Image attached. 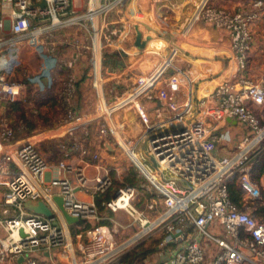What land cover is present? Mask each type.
<instances>
[{
    "label": "built area",
    "instance_id": "2783aa9c",
    "mask_svg": "<svg viewBox=\"0 0 264 264\" xmlns=\"http://www.w3.org/2000/svg\"><path fill=\"white\" fill-rule=\"evenodd\" d=\"M132 1L84 0L79 13L74 0H0V108L28 103V86L53 95L47 91L59 64L58 44L77 47L81 55L92 49L97 92L92 104L74 107L71 75L59 94L64 118L22 141L9 116L0 115V264H122L131 246L156 233L159 264H264V218L251 210L263 201L264 171L255 180V164L264 155V68L257 77L249 74L253 25L264 20V0L236 6L189 0L193 11L181 21L157 15L156 7L168 0ZM117 9H125L118 22L109 18ZM71 25L85 27L90 43L67 35ZM197 25L222 33L234 61L206 94L195 84L207 75H194L180 55L188 40L197 42ZM137 27L146 41L142 48L135 41ZM117 40L125 43L116 47ZM235 121L244 128L237 142ZM92 125L128 155L151 194L145 209H138L139 188L126 183L104 202L139 225L123 242L100 223L96 198L113 188L115 178L89 148ZM44 131L51 134L41 137ZM65 136L71 139L60 142L64 157L50 163L40 143ZM223 142L235 145L217 154ZM89 165L96 169L91 178ZM233 180L243 191L241 206L231 199ZM28 200L44 201L52 216L29 211ZM64 211L79 222L69 223Z\"/></svg>",
    "mask_w": 264,
    "mask_h": 264
},
{
    "label": "crops",
    "instance_id": "0c3cea01",
    "mask_svg": "<svg viewBox=\"0 0 264 264\" xmlns=\"http://www.w3.org/2000/svg\"><path fill=\"white\" fill-rule=\"evenodd\" d=\"M251 1L252 0H230V1H223L222 2V1L217 0V3L223 4V5H229V6H236L237 4H247V3H250ZM169 2H173L174 4L172 6V9L167 12L166 8L169 5ZM188 2H189V0H170V1L168 0L167 3L160 4L156 7V13L158 16H161L164 13H169L168 14V20H170V21H174V20L181 21L184 16H189L193 11V9H191V5H189ZM133 7H135V3H134V5L133 4L131 5V8H130V11H132L131 14L134 12V10H132ZM183 8H185V14L182 15L181 9H183ZM262 32H264V20L258 21L257 23H255L253 25V42H252V47L250 50V62H251L252 70H251V72H249V74H251L253 77H257L259 74H261L262 69L264 68V52H259V49H261V45H260V43H257V39H256L257 35L261 34ZM65 33H66V31H65ZM67 35H69V34H67ZM69 36L72 37V35H69ZM129 37H131V35H129ZM155 37L156 36H154L153 39L151 40V44L154 40H156ZM193 37L195 38L197 43L196 44H191V43L185 44V45H187V47L185 49H183V51L181 52L183 55V57L181 56L182 63H183L182 65H185L187 67L190 64L191 65L190 67L192 68L194 75L196 73H202L203 75H207V79L204 80L203 83L199 84L198 85L199 87L197 86V83L195 84L196 89H198L199 93L206 94L222 81L223 77L227 73V67L230 66V63L234 64V61H233V59H230L228 57V55H229L228 50L225 48L226 45H224L222 42V41H224V38H225L222 33L218 32V31L210 30V29H208V27H206L204 25L203 26L197 25L196 30L193 34ZM135 39H136V35H135ZM124 43H125L124 41L121 42V41L117 40L114 45L116 47H119L120 45H122ZM73 56H74V58L76 57L75 53H73L72 57ZM219 64H220L219 69L215 70V69L211 68V67H216ZM80 65H81V68L84 69V71H85L86 68H84V67H87L86 66L87 63H83L81 61ZM55 87L56 86L53 85L51 87V89H55ZM26 96L29 100L28 103H23L22 101H19V102L14 103V104L3 105L0 108V115L1 114H7L9 116L11 129L13 130L15 138L17 139V141H22V140L28 138V136H30L33 133H36L38 131H34L28 135H25L27 133V131H29V130L32 131L33 128L29 124L25 125L23 123V121H18V118L15 115V113H16L15 111H30V112L31 111H33V112L34 111H44L47 108H49L47 106H49L51 104L53 105V103H56L54 106V109H56L57 111L61 110V108L58 106V104L60 103V98L58 97V95H57V98L55 97V95H52V94L50 95V97H44L45 95H39L38 91L36 89H34L32 86H28L27 91H26ZM94 97H95V95H94V93H92L90 95L89 99L94 98ZM79 98H81V97H79ZM75 99H73L75 107H77L78 109L83 108V107H79L78 104H76L77 101ZM43 102L47 103L46 107L45 108L39 107L42 105ZM64 111H65L64 112V115H65L66 110L64 109ZM32 113H30L31 117H33ZM28 116L29 115H27V117ZM26 121H28V120H26ZM232 128H233V134L237 133L236 137L240 138L242 136V134L244 133V128L242 125H240L238 127L237 124L235 123ZM91 131H92V135L89 139V148L92 152H98L100 154L102 161L105 163V165H107L104 160L108 156H114L113 152H114V150H116V148L112 143H109L108 139L102 140L98 136L96 125L91 126ZM23 135H25V136H23ZM41 137H43V136H41ZM62 138L66 139V140L71 139L70 136H65ZM51 139H54V138H51ZM51 139L48 138V139H45L44 141H42L40 143V150L46 156V158L49 160L50 163H55V160L52 159L53 158L52 152L48 150L47 151L48 154H46L43 151L44 143L47 142L48 140H51ZM106 143L109 144V146L111 148H113V150L109 149L106 146ZM231 145L229 146L226 142L219 143L217 146V149H216V153L217 154H223L224 152H227L231 147H233ZM71 159L76 160L74 157H72ZM90 167L95 169V165H89L88 169ZM95 171H96V169H95ZM4 189H5V187L3 185H0V198L2 197V192L4 191ZM78 194L82 197L87 198V199L90 198V195L88 193L83 192V191H79ZM116 214L119 218H122L125 221L127 220L126 219L127 214L124 211H118V212H116ZM129 225L130 224H128L127 226H129ZM72 228L75 229L76 226H72ZM148 258H150V257H145L144 260H142L141 262H139L137 264H141V263L147 264L146 260ZM162 258H163V256L160 257V260H162Z\"/></svg>",
    "mask_w": 264,
    "mask_h": 264
},
{
    "label": "rangeland",
    "instance_id": "374dc122",
    "mask_svg": "<svg viewBox=\"0 0 264 264\" xmlns=\"http://www.w3.org/2000/svg\"><path fill=\"white\" fill-rule=\"evenodd\" d=\"M74 1H75L76 8L79 9V13L84 12V7H85L84 0H74ZM132 4L134 5L133 1L131 5ZM124 10L125 9L123 10L117 9L116 11H113L112 13H110L109 18L116 19L115 21L118 22L119 19H121L124 16ZM144 20L148 21V18L145 17ZM65 30H66V34L72 35L73 38L78 39L80 42L83 41L85 44L90 43L91 35L86 30L85 27H81L79 25H71L67 27ZM256 39H257V43H260L261 45V49H259V52H264V32L257 35ZM156 42H157V38L156 40L152 42V45H154ZM187 42L192 43L191 40H188ZM196 43L197 42H194V44ZM186 47L187 45H185V48ZM80 51L81 50H78L77 47L74 48L71 46H64L62 44H58L57 57L59 60L58 62L59 64L57 65L56 70L51 72L50 79L48 81L49 90L47 91V93L53 92V95H55L56 98H57V95L59 97V94L63 92L62 89L65 87L66 82L69 80L70 76L72 75L71 78H73L74 81L76 80V84H75L76 91H75L73 98L74 99L76 98L75 99L77 101L76 104H78L79 107H86L92 104L94 100V98L89 99L90 95L92 93L96 95L97 92L95 88L92 86V82L95 76L94 70H93V59L91 57L92 49L87 50V52L83 55L79 54ZM74 52L76 54L75 58L74 56L72 57ZM180 55L183 57L182 53ZM104 56H105V52H104ZM70 61L73 62L72 67L67 66V64L70 63ZM81 61L83 63H87L86 65L87 67H84L86 68L85 71L84 69L81 68V65H80ZM52 63L53 61H51V64ZM201 83H203V81H201L199 84ZM53 85L56 86L55 89H51ZM55 104L56 103H53V105L51 104L47 106L49 108H47L44 111H34V112L33 111L31 112L30 111H15L16 112L15 115L17 116L18 121H23L25 125L29 124L33 128L32 131L31 130L27 131L25 135H28L34 131H40L43 129L52 128L60 120L64 118V112H65L64 109L66 110V108L62 105V103H59L58 106L61 108V110L57 111L56 109H54ZM46 105L47 103L43 102L42 105L39 107L45 108ZM73 105L75 107L74 100H73ZM30 113L33 114V117H31ZM27 115L29 116L27 117ZM237 126L239 127L240 124H237ZM238 139L239 137H237L236 142L238 141ZM49 141L50 140H48L47 142ZM47 142H45L44 144H46ZM234 145L235 143H232L231 146H234ZM49 146L51 148V150L49 151H52V147H51L52 145H49ZM47 147H48V144L43 147V151L46 154H48V152L46 151ZM113 155L114 156L106 157V159L104 160L107 164L106 166L108 167V169L111 170L112 175L115 178L114 186L112 188L113 191L121 187L123 184L129 183L128 179L136 180V183H134L133 185L139 188V193L136 198L135 205L137 206L138 209H141V210L145 209L147 202L151 196L146 182L142 178L138 177L137 170L135 169L133 163L131 162L128 155L124 153L121 148L114 150ZM94 175H95V169L90 167L88 169V176L91 178ZM257 178H259V176ZM251 207H252L251 210L255 211L257 207V203L255 202L251 204ZM99 212H100V216L103 217V220L110 221V224L108 226L112 228V232L118 241L123 242L125 240H129L131 237H133L135 232L138 230V226H139L138 223L131 224L133 218L129 215H126L127 220L125 221L122 218H119L116 212H112L110 209H107L105 206H102V208L99 207ZM128 224L130 225L127 226ZM160 234L161 233H156L146 238L143 241L139 240V242H136L133 246H131L127 250V252L123 256V259L128 252H130L131 250L135 248L147 246L150 244L157 246V243H158L157 240L159 239L158 237ZM147 257H150L146 260L147 264H159L161 261L160 257L158 256L157 250L154 251V253L148 255Z\"/></svg>",
    "mask_w": 264,
    "mask_h": 264
},
{
    "label": "trees",
    "instance_id": "16d2710c",
    "mask_svg": "<svg viewBox=\"0 0 264 264\" xmlns=\"http://www.w3.org/2000/svg\"><path fill=\"white\" fill-rule=\"evenodd\" d=\"M62 141H69L66 140L64 138H54L51 139L49 142H47L46 144L43 145V147L45 145L48 144L47 150H51L49 145H52V156H53V160H55V163L59 162L63 157V151L60 148V142ZM264 171V155H261L260 157L257 158L256 160V164H255V180H258V176H260V174ZM112 173V172H111ZM129 184H134L136 183V180L134 179H128ZM230 187V195H231V199L233 202H235L238 206H241V199H242V189L240 186L237 185L236 181L233 180L230 182L229 184ZM262 196H263V201H257V207L255 209V213L259 214L260 217L264 218V189L262 190ZM114 197V191L113 189H109L105 192H103L102 194L98 195L96 200H97V204L100 208H102V206H104V202L111 200ZM100 223H104V224H110V221H105L102 220ZM92 223L90 221L87 222L86 226H91ZM159 239L157 240V246L155 245H147V246H143V247H139V248H135L133 250H131L130 252H128L124 259L122 264H137L140 261L144 260L145 257H147L148 255L154 253V251H158V245L159 242L161 240V236L158 237Z\"/></svg>",
    "mask_w": 264,
    "mask_h": 264
},
{
    "label": "water",
    "instance_id": "95a60500",
    "mask_svg": "<svg viewBox=\"0 0 264 264\" xmlns=\"http://www.w3.org/2000/svg\"><path fill=\"white\" fill-rule=\"evenodd\" d=\"M44 5H45V1H43L41 3V6H44ZM136 31H137V33H136V45L142 48L146 45V41L143 40V33L138 27H137ZM234 123H237V121H235ZM106 146L109 149L113 150V148H111L109 146V144L106 143ZM117 196H118V193H116L115 197H117ZM56 200L59 203V205L61 206V208H63L62 199L60 197H56ZM24 205L29 211H31L33 213H39V214H44L47 216H52L51 209L42 200H28L24 203ZM64 215H65V217L69 223H78L79 222V218L70 216L68 213H66V211H64Z\"/></svg>",
    "mask_w": 264,
    "mask_h": 264
},
{
    "label": "bare ground",
    "instance_id": "6f19581e",
    "mask_svg": "<svg viewBox=\"0 0 264 264\" xmlns=\"http://www.w3.org/2000/svg\"><path fill=\"white\" fill-rule=\"evenodd\" d=\"M97 85L99 86L100 83L98 82ZM48 133L51 134L49 131H45V133H42L40 136H45V135L48 134Z\"/></svg>",
    "mask_w": 264,
    "mask_h": 264
}]
</instances>
